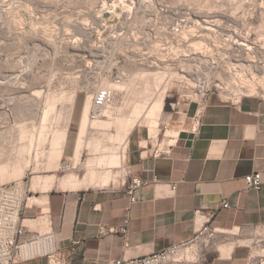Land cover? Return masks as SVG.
Listing matches in <instances>:
<instances>
[{"label": "rangeland", "instance_id": "1", "mask_svg": "<svg viewBox=\"0 0 264 264\" xmlns=\"http://www.w3.org/2000/svg\"><path fill=\"white\" fill-rule=\"evenodd\" d=\"M104 1L0 0V184L19 183L27 192L25 203L30 196H42L33 203L44 199L43 192L32 189L40 176L55 175L51 189H64L60 183L71 174L82 178L93 171L98 179L114 172L110 181L116 185L128 182L127 138L136 123L150 130L149 118L158 121V131L156 136L150 131L143 149L165 154L171 131L166 113L202 101L198 71L209 80L204 89L212 87L225 97L233 91L264 97L259 70L264 65V0H156L149 6L159 12L168 5L171 11L164 17L176 19L177 31L150 30L154 12L135 5L137 0L109 6L130 20L104 28L98 16H106ZM186 11L206 15L208 28L200 17L197 24H186ZM96 46L106 49L107 57H91L89 49ZM121 74L122 82L116 81ZM104 85L115 93L92 122L90 100ZM161 100L162 112L148 115ZM114 153L122 157L120 167L101 163ZM216 235L211 251L232 241L248 245L252 260L264 259V226Z\"/></svg>", "mask_w": 264, "mask_h": 264}, {"label": "crops", "instance_id": "2", "mask_svg": "<svg viewBox=\"0 0 264 264\" xmlns=\"http://www.w3.org/2000/svg\"><path fill=\"white\" fill-rule=\"evenodd\" d=\"M164 104L165 100L157 115ZM166 114L171 144L165 154L143 149L150 131L152 136L157 134L156 119L149 118L150 130L136 123L129 132L128 167L144 180L134 203L126 193L127 183L116 185L111 180L66 188L61 181L64 189H51L55 175L48 176L53 179L47 188L41 186L48 177L40 176L32 189L43 192L44 199L33 203L42 196H30V203L26 202L22 221L27 230L52 229L66 264H112L116 258L142 256L191 240L212 214L210 224L218 233L263 227L264 188L247 189L244 177L254 170L264 171V99L245 94L234 103L213 92L203 101L186 102ZM126 219L127 237L120 231ZM103 226L113 229L102 233ZM75 239L82 243L72 251ZM251 262L249 246L230 241L209 249L205 261L173 264ZM15 264L49 262L41 257Z\"/></svg>", "mask_w": 264, "mask_h": 264}, {"label": "built area", "instance_id": "3", "mask_svg": "<svg viewBox=\"0 0 264 264\" xmlns=\"http://www.w3.org/2000/svg\"><path fill=\"white\" fill-rule=\"evenodd\" d=\"M105 1L102 9L103 11L101 12L102 14L105 12L106 16L105 18H102L101 13L98 16H100V19L103 21V27L109 28L105 25L108 18L107 15L110 13L108 9L110 7H115L114 2L117 0H113V3L112 0H109V2L107 1V4ZM124 8L127 9L126 7ZM129 11L132 12V10ZM162 11H164L163 7ZM170 11L171 10L169 9L165 12H161V17H157L153 13L152 17L149 19L151 21L150 30H154L155 28H160L162 26L176 30L178 28L176 19L173 18L171 20H166L164 17ZM115 18L117 19H115V21L118 22H122L121 18L126 21L130 20L129 15L123 12L119 17L115 16ZM144 41H147V38ZM122 76L123 74L117 75V77L114 79L116 81L122 82ZM199 92L202 95V101L213 92L223 95V93L220 91H214L212 87L207 89L202 88L199 90ZM114 93L115 88L110 85H104L96 88L89 111V117L92 121L98 120L103 112L104 107L107 106L111 101ZM229 95L230 96L228 97H225L224 95L223 96L227 101L234 103H238L243 96V94L239 93L238 91H233ZM166 151H163V153H166ZM128 170L130 173V179L128 182H125L127 183L126 193L128 194L131 203H134L137 197L136 192L144 184V180L136 175H132V171L129 167ZM244 180L245 187L247 189H263L264 171L254 170L253 172L245 175ZM26 193L27 192L24 187L20 186L19 183L10 185L0 184V264L27 262L41 257L47 258L49 264H66V259L59 252L56 234L52 229L30 233L27 230L26 225L23 223L22 215L26 204ZM223 206L229 207V203L223 202ZM212 216L213 214L211 217ZM211 217H209L206 222H204L195 237L191 240L177 242L171 246L142 256L116 258L112 261V264H173L198 263L205 261L207 259V251L209 250V246H212L215 243L217 238L216 234L218 233L217 229L213 228L210 224ZM128 223L129 219H126L124 226L120 229V231H122L126 237L128 232ZM112 229L113 228H110L109 230ZM109 230L105 228V226L101 228L102 233H106ZM81 243L82 240H73L71 243V250H77V247ZM127 245L128 243L126 242L125 246ZM251 264H264V259L259 261L252 260Z\"/></svg>", "mask_w": 264, "mask_h": 264}, {"label": "bare ground", "instance_id": "4", "mask_svg": "<svg viewBox=\"0 0 264 264\" xmlns=\"http://www.w3.org/2000/svg\"><path fill=\"white\" fill-rule=\"evenodd\" d=\"M123 1V0H122ZM155 3H158V1H156V0H153L152 2H149V0H137V2L135 3L134 2V4L135 5H137L138 4V7H145L144 9H149L150 11H153L154 12V14H155V16H160L161 15V12H165L166 10H169V9H167V7H169L168 5L167 6H164V11H162V8H160V11L159 12H156V10L155 9H151V7H149V6H154L155 5ZM161 3V2H160ZM162 4V3H161ZM127 8V7H126ZM127 9H129V10H131L129 7L127 8ZM144 11H146V10H144ZM109 12H110V15H109V17L107 18V24L105 23V25H106V27H111L112 25H114L115 24V16L116 17H119L120 16V14L119 13H117V12H114V10H112V9H110L109 10ZM186 13V20H184V21H186V24H189V23H196V22H198L199 21V19L197 20V17H200L201 19H202V21H203V28H208L207 27V25H205L206 24V22H209V20H206L205 18H202V17H205L206 15H204V14H202V13H199V12H197V11H192V12H185ZM115 14V15H114ZM113 17H114V21H112L113 20ZM145 17H143V19H144ZM178 18H179V16H178ZM150 19V18H149ZM183 19V18H182ZM177 20H179V19H177ZM180 21H182V20H180ZM179 21V22H180ZM180 24H183V22L181 23L180 22ZM197 24V23H196ZM202 25V24H201ZM82 30V29H81ZM84 32V31H83ZM85 33V32H84ZM90 51H89V53H90V56L91 57H94V58H97V56L100 54V53H103V55L102 56H105V57H107V50L106 49H100V48H98V46H96V47H91L90 49H89ZM99 53V54H98ZM100 56V55H99ZM93 58V59H94ZM259 70L261 71V72H264V65H262V66H260L259 67ZM258 70V71H259ZM183 71H185V72H189L190 74H196V71L195 72H191V71H189V70H187L186 68H183ZM259 71V72H260ZM183 76H185V75H183ZM201 76H203L202 75V73L201 72H199L198 71V73L196 74V80H198V81H200V83H201V89L203 88V87H206L208 84H209V80L208 79H205L204 81L202 80V79H204V78H201ZM191 80H192V78H191ZM204 83H206V84H204ZM111 86V85H110ZM209 86V85H208ZM206 89V88H205ZM90 103H91V100H90ZM161 104H162V100L160 101V102H156V104L153 106V107H151V108H149V114L148 115H150V116H153V114L155 113L156 114V111L158 110V111H160V109H161ZM89 109H90V104H89ZM137 113H139V114H141V112H140V109H138L137 110ZM158 113V112H157ZM154 114V115H155ZM97 121V120H96ZM92 122H95V121H92ZM156 122V121H155ZM84 131H85V123L83 122V125H82V128H81V136H80V140H79V142H78V149L82 146V142H83V139H82V135H83V133H84ZM169 144H171V143H169ZM114 152H116V151H114ZM122 158V157H121ZM120 158V156H118V155H116V153H114V154H109V155H107V156H105V157H103V159L101 160V163L102 164H107V165H109L110 167H120L121 166V163H122V159ZM66 164V163H65ZM72 164H71V159H70V161H68L67 162V165L66 166H71ZM65 167V166H64ZM111 171V170H110ZM109 172V171H108ZM114 173V172H113ZM113 173H111V174H113ZM117 173V172H116ZM111 174H108V175H105L104 177H102V178H100V179H98L100 176H99V173L97 174V172H95V171H93V172H91V174L88 176V175H85L84 177H82V178H78L76 175H74V174H71V175H69L68 177H66L63 181H62V186L63 187H66V188H80V187H84V186H90V185H104V184H107V183H109L110 182V180H111ZM114 175H115V173H114ZM98 176V177H97ZM53 179V177H48L47 179H45L46 181H45V185L44 186H41L42 188H47V187H49V184H50V181ZM42 180L43 179H40V182H42Z\"/></svg>", "mask_w": 264, "mask_h": 264}]
</instances>
